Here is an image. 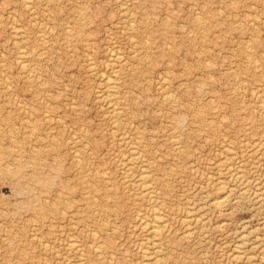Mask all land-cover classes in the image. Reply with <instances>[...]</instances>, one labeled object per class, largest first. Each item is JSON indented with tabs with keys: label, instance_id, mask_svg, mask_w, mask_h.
I'll use <instances>...</instances> for the list:
<instances>
[{
	"label": "rangeland",
	"instance_id": "374dc122",
	"mask_svg": "<svg viewBox=\"0 0 264 264\" xmlns=\"http://www.w3.org/2000/svg\"><path fill=\"white\" fill-rule=\"evenodd\" d=\"M143 261L264 264V0H0V264Z\"/></svg>",
	"mask_w": 264,
	"mask_h": 264
},
{
	"label": "bare ground",
	"instance_id": "6f19581e",
	"mask_svg": "<svg viewBox=\"0 0 264 264\" xmlns=\"http://www.w3.org/2000/svg\"><path fill=\"white\" fill-rule=\"evenodd\" d=\"M26 3H27V2H26ZM28 4H29V3H28ZM28 4H27V5H28ZM30 5H31V3H30ZM16 27H17V26H16ZM18 27H19V26H18ZM132 30H133V29H132ZM22 33H23V32H21V34H22ZM131 36H132V35H131ZM132 37H133V36H132ZM134 38H135V37H134ZM15 40H16V39H15ZM16 41H17V40H16ZM24 43H25V42H24ZM135 43H136V42H135ZM21 47H22V46H21ZM21 49H22V48H21ZM112 53H114V52H112ZM21 54H23V53H21ZM24 54H25V53H24ZM122 54H123V53H122ZM116 55H117V53H116ZM118 56H119V55H118ZM25 61H26V60H25ZM26 62H27V61H26ZM111 62H112V61H111ZM113 62H114V60H113ZM113 62H112V63H113ZM116 62H117V61H115V63H116ZM27 63H28V62H27ZM108 63H109V62H108ZM108 63H106V64H108ZM115 63H114V64H115ZM120 63H121V62H120ZM22 64H24V63H22ZM94 64H95V63H94ZM92 66L94 67L95 65H92ZM90 67H91V66H90ZM95 67H96V66H95ZM112 67H113V64H112ZM115 67H116V66H115ZM116 68H117V67H116ZM115 70H116V69H115ZM101 71H102V70H101ZM113 71H114V69H113ZM116 71H117V70H116ZM118 73H119V72H118ZM103 74H104V73H103ZM104 76H105V74H104ZM111 76H112V75H111ZM111 76L108 75L109 79H110ZM119 79H120V78H119ZM111 80H113V79H111ZM115 80H116V79H115ZM117 80H118V79H117ZM102 81H103V80H102ZM107 81H108V80H107ZM109 85H110V84H109ZM109 85H108V87H109ZM111 85H112V84H111ZM114 85H115V83H114ZM8 86H9V85H8ZM10 87H11V86H10ZM114 87H116V86H114ZM114 87H113V88H114ZM117 89H118V88H117ZM118 90H119V89H118ZM10 92H11V91H10ZM109 92H110V91H109ZM112 92H113V91H112ZM112 92H111V94H109V93H108V94H109V95H112V94H113ZM117 93H118V92H117ZM117 93H115V95H116ZM104 94H105V93H104ZM106 94H107V93H106ZM108 94H107V95H108ZM119 94H120V92H119ZM119 94H118V95H119ZM164 94H165V93H164ZM169 94H170V93H169ZM169 94H167V96L170 97ZM165 96H166V95H165ZM102 97H103V96H102ZM120 99H121V98H120ZM111 100H113V99H111ZM111 100H110V102H111ZM113 101H114V100H113ZM113 101H112V102H113ZM114 102H115V101H114ZM117 102H119V101L117 100ZM115 104H116V102H115ZM116 107H117V106H116ZM118 108H119V107H118ZM120 111H122V109H121ZM120 111H119V109H118V112H120ZM115 112H116V111H115ZM46 117H47V116H46ZM182 120H183V119H182ZM131 144H132V143H131ZM134 144H135V143H134ZM230 148H231V147H230ZM130 149H131V148H130ZM137 149H138V148H137ZM137 149H136V150H137ZM138 150H139V149H138ZM140 151H141V150H140ZM138 153H139V152H138ZM225 154H226V153H225ZM137 155L139 156L140 154H137ZM137 155H136V156H137ZM232 155H234V154H232ZM232 155H231V156H232ZM129 157H130V156H129ZM144 157H145V156H144ZM78 158H79V157H78ZM130 158H131V157H130ZM132 158H133V156H132ZM225 158H226V157H224V159H225ZM131 160H133V159H131ZM230 165H232V164H230ZM219 167H220V166H219ZM227 167H229V166H227ZM143 169H145V168L143 167ZM221 170H222V169H221ZM126 171H127V169H126ZM231 172H232V171H231ZM142 173H143V172H142ZM142 173H140V174H142ZM144 173H145V172H144ZM238 173H239V172H238ZM148 174H149V172H148ZM148 174H147V175H148ZM144 175H145V176H144ZM144 175H143L142 177L145 179L146 174H144ZM236 175H237V173H236ZM140 176H141V175H140ZM154 176H155V175H154ZM237 176H238V175H237ZM241 178H242V177H241ZM145 181H146V180H145ZM150 181H151V180H150ZM222 183H223V182H222ZM144 184H145V182H144ZM147 184H150V185H151V184H153V183L150 182V183H147ZM218 185H219V184H218ZM231 186H232V185H231ZM232 187L235 188V186H232ZM237 187H238V186H237ZM237 187H236V188H237ZM150 189H151V188H150ZM147 190H148V189H147ZM143 192H144V191L142 190V193H143ZM151 193H153V192H151ZM151 193H150V194H151ZM143 194H144V193H143ZM153 194H154V193H153ZM225 196L227 197V195H225ZM228 196H229V194H228ZM220 197H221V196H220ZM223 197H224V196H223ZM154 198H155V196H154ZM158 198H159V197H158ZM227 198H228V197H227ZM227 198H226V199H227ZM152 199H153V197H152ZM216 199H217V197H216ZM218 199H219V198H218ZM218 199L215 200V201L218 202ZM223 201H225V200H223ZM220 202H222V200H221ZM220 202H219V204H220ZM154 206H155V205H154ZM157 206H158V205H157ZM158 207H159V206H158ZM157 209H158V208H156V206H155V210H157ZM158 210H159V209H158ZM155 212H156V211H155ZM158 212H159V211H158ZM156 213H157V212H156ZM156 215H157V214H156ZM158 215H159V214H158ZM158 215L156 216L157 218L159 217ZM160 216H162V218H163L164 215L161 214ZM193 217H194V216H193ZM196 217H197V215H196ZM143 218H144V217H143ZM198 218H199V217H198ZM143 220H144V219H143ZM148 220H149V219H148ZM140 221H141V220H140ZM145 221H146V220H145ZM145 221H144V223H145ZM202 221H203V219H202ZM146 222H147V221H146ZM152 222H153V221H152ZM142 223H143V222H142ZM148 223H149V221H148ZM153 223H154V222H153ZM157 224H159V223L157 222ZM161 224H162V223H161ZM188 224H189V223H188ZM141 225H142V224H141ZM147 225H149V224H147ZM147 225H145V226H147ZM164 225H167V224L164 223ZM143 226H144V225H143ZM159 226H160V225H156V224H154V226H153V227H154V230H157V227L159 228ZM162 227H163V226H162ZM159 229H160V228H159ZM188 232H189V231H188ZM188 232H187V234H188ZM185 234H186V233H185ZM187 234H186V235H187ZM245 234H246V233H245ZM96 235H97V234H96ZM241 236L244 237L243 234H242ZM245 236H246V235H245ZM148 238L150 239V237H148ZM162 238H163V237H162ZM252 238H253V237H252ZM257 238H260V237H257ZM247 240H248V239H247ZM240 241H241V240H240ZM249 241H250V240H249ZM72 242H73V240H72ZM72 242H70V243H72ZM73 243H74V242H73ZM156 243H157V242H156ZM158 243H160V241H159ZM254 244H255V243H254ZM257 244H259V243L257 242ZM98 245H99V244H98ZM162 245H163V244H162ZM162 245H161V246H162ZM96 246H97V245H96ZM96 246H95V247H96ZM253 246L255 247L256 245H253ZM146 247H147V246H146ZM96 248H99V247H96ZM159 248H160V247H159ZM69 249H70V248H69ZM239 249H241V248L239 247ZM82 250H83V249H82ZM145 250H146V248H145ZM149 250H150V249H149ZM242 252H243V251H242ZM145 254H147V253H145ZM238 254H239V253H238ZM238 254H236V255L239 256ZM149 255H150V254H149ZM162 255H163V254H162ZM240 255H242V254H240ZM248 255H250V254H248ZM251 255H252V254H251ZM251 255H250V256H251ZM146 256H147V255H146ZM156 257H157V256H156ZM158 257H161V256L158 255ZM158 257H157V258H158ZM145 260H146V259H145ZM144 262H145V261H143V263H144ZM147 262H148V261H147ZM145 263H146V262H145ZM145 263H144V264H145Z\"/></svg>",
	"mask_w": 264,
	"mask_h": 264
}]
</instances>
